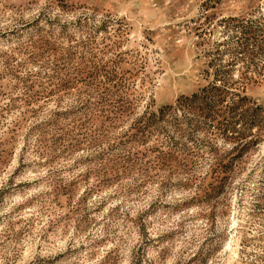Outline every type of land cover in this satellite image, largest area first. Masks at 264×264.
Returning <instances> with one entry per match:
<instances>
[{"label": "rangeland", "instance_id": "1", "mask_svg": "<svg viewBox=\"0 0 264 264\" xmlns=\"http://www.w3.org/2000/svg\"><path fill=\"white\" fill-rule=\"evenodd\" d=\"M0 264H264V0H0Z\"/></svg>", "mask_w": 264, "mask_h": 264}, {"label": "trees", "instance_id": "2", "mask_svg": "<svg viewBox=\"0 0 264 264\" xmlns=\"http://www.w3.org/2000/svg\"><path fill=\"white\" fill-rule=\"evenodd\" d=\"M215 88V90H219V87H214ZM205 98V97H204Z\"/></svg>", "mask_w": 264, "mask_h": 264}]
</instances>
